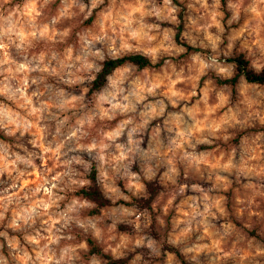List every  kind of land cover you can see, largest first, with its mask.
<instances>
[{
  "label": "clouds",
  "instance_id": "clouds-1",
  "mask_svg": "<svg viewBox=\"0 0 264 264\" xmlns=\"http://www.w3.org/2000/svg\"><path fill=\"white\" fill-rule=\"evenodd\" d=\"M0 264H264V0H0Z\"/></svg>",
  "mask_w": 264,
  "mask_h": 264
}]
</instances>
